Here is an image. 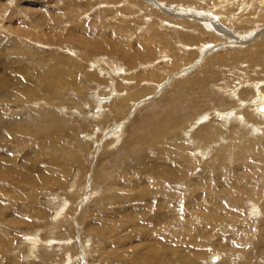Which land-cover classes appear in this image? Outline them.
Here are the masks:
<instances>
[{"label":"rangeland","instance_id":"374dc122","mask_svg":"<svg viewBox=\"0 0 264 264\" xmlns=\"http://www.w3.org/2000/svg\"><path fill=\"white\" fill-rule=\"evenodd\" d=\"M146 1L0 0V46L2 48H0V78H7L8 75L6 74L10 73V66L1 62V60L3 61V53L19 57L25 55L23 51H27L25 47H17L14 44L15 41L21 43L19 46L30 43L33 47L36 46L35 48L47 50L49 53L51 52L52 58L57 60L60 58L75 59V52L78 53L80 59L82 58L80 55L84 57L88 55L92 59H87L86 57L85 60H74L79 62L77 63V71L81 70V78L79 77L80 81L78 80V85H76L78 87L71 86L62 93L64 99L66 98L67 104H57L64 108H59L61 114L72 119V122L76 124L75 128L79 129L78 134L76 130L67 131L71 138L64 135L59 136L60 145L66 147V150L68 147L69 150L62 155L63 157L57 153L56 158L58 159L56 161L58 162L47 165L48 169H51L50 172L52 173L50 175L52 176L60 167L61 171L57 172L58 175L56 174V176L60 177L61 174V178L57 177V183L51 185L27 186L28 190L25 188L26 186L20 188L22 190H20V194L23 193L22 195L26 197L24 204L32 208L30 213H27V209L23 210L20 208L2 210L4 214H7L6 216L16 212L27 217V219L30 218L33 222H24L23 225L18 223L20 225L13 226L0 217V264H65L66 261L70 260V264H136L134 261H137L138 257H141L146 263L166 264V262L156 263L154 257H148L150 255L153 256L152 251L156 247L155 241L167 244L171 238L173 246L180 244L177 247L185 250L183 245L187 237L184 232V226L188 224L187 221H192L203 232L202 234H196L194 237L196 239L195 244L192 245L194 249L198 246L203 250L202 257L198 263L264 264V186L260 181V178H264V145H251L248 148L250 152L244 149V153L248 152L250 154H240L243 150L239 152L236 143V138L239 136H230L224 143H221L222 146L217 145L218 147L221 146L220 156L214 151L211 157L205 156L203 160L198 154L200 150L197 149V153L195 152L194 156L198 161L191 160L196 163L199 161H204L205 163L201 164L199 162L198 167L194 170L192 163L185 158L189 157L190 154L186 153L184 149L181 153L173 146L184 142L194 146L198 145V143L193 144L196 141L193 135H197L201 130L200 127L207 123L205 118H209V116L199 119L206 108H210L209 112L212 116L216 112L214 108L217 107V111L221 110V113L223 111L224 113L229 112V117L232 116L233 110H242L241 103L239 104L237 101L230 99V96H232L231 90L234 88L238 90V93L240 92L239 96L242 103L246 104L249 102L251 104L250 107L253 102L259 100V94L253 88V84L259 86L263 93L264 58L262 59V56L264 52L260 53L261 60L247 62L243 59V61L238 62L236 59L240 56L239 53H241L242 49L243 51L249 48L254 49V46L250 47V43L247 44L250 42L248 38L250 37V31L262 32L264 30V3L262 2L264 0H247V7L245 6L247 9H243L242 5L239 6V9L236 6L231 8L230 6L232 5L226 6L225 0H199L202 3L204 2L203 5L206 3L205 6H209V8L211 7L209 4L211 3L212 5L214 3V7L212 6L214 10H218L222 6V11L216 13L217 15L222 14L223 19H219L221 22H218L217 18L215 20L209 19V22L214 21V24L217 23L218 26H220V23H224L228 30L230 29L229 33L236 38H241L243 45L236 43L235 38H225L218 35L217 32H213L215 36H210L212 31L203 25V27L192 29L190 32L196 33L198 38H201L199 42L188 39V45L184 44L177 47L172 46L173 43L170 44L167 39L165 42L163 38L167 33L169 35H175L176 32L181 34V26L184 27V25L176 24V27H174V24L169 21L170 17L159 9L158 4V2H165L168 5V2L173 3V0H154L157 5H151ZM177 1L180 2H174L172 6L182 4V9L183 6L184 9L187 7L183 2L181 3L182 0ZM187 1L189 6H191L188 11L192 10L193 7L201 9L199 10L201 11L200 17L203 18L205 16L202 13L206 10L197 4V0ZM208 13L209 10L205 12L206 15ZM227 13H233L234 20L230 17L229 19H224L228 17L226 16ZM187 17L188 15H181L179 22H189ZM205 17L207 18L208 16ZM159 19L163 22L161 25L163 27L156 25V21H159ZM243 19L244 21L250 19V25L255 27L250 30L249 24L244 25L242 23ZM229 20H232L234 24L230 26ZM60 23L62 24L59 25ZM245 27L249 28L243 29ZM194 30L195 32H193ZM204 31L207 33H204ZM215 31H218V29L215 28ZM38 32L43 36L42 38H38ZM200 34L202 36H199ZM31 36H35L36 39L32 40ZM39 39L41 40L38 44L36 41ZM85 39L91 40L95 45H101L102 48L100 49L101 46L94 48L91 45L78 44V42H82L80 40L85 41ZM41 43L44 44L41 45ZM70 49L75 51L73 52ZM198 49H201L200 53H198ZM1 50H4V52H1ZM20 50H23L22 53ZM29 56L31 55L29 54ZM39 56H42V54L35 57ZM96 60H102L100 64L104 67L103 73L107 75L109 74L107 71L110 70L119 71L115 73V76H119V73L122 72L119 81L124 84L125 90L128 92H134L139 87L143 88V86L149 87L148 90L140 88V96H134L137 100H131L132 102L128 103L127 107L130 104L128 111L127 109L122 111L124 110L122 108L119 118L116 117L115 119V116L110 115L109 112L110 107L112 109L117 107L115 102L112 101V97H118L122 92L114 91L106 85V82H104L107 78L106 74L101 77L96 75L92 80L90 77L92 75L90 74L92 72L96 74L95 72L98 71L94 69V61L96 62ZM197 61L199 63H196ZM82 62L84 66L87 62L89 63L86 64L85 69ZM26 63L28 65V62ZM90 63L92 64L90 65ZM209 63L213 64L208 65ZM32 65L34 66V64ZM56 66L60 74L61 68L58 62H56ZM116 66L118 69H116ZM93 69L96 71H93ZM210 70L213 77H210L207 85L199 86L198 84L188 83L181 85L182 82L189 80L192 76H197L198 73L208 72L210 74ZM71 71L73 70L69 72ZM153 71L161 73L160 78H154L155 74ZM140 74H145L144 78ZM146 76L148 78H145ZM249 78L251 81L250 87L246 84ZM85 79L87 82L84 83ZM134 84L137 88L133 87ZM179 86L181 94L184 93L178 95L182 98L183 104L175 101V95L180 93L177 91ZM190 93H193V95ZM98 94L104 101H107L106 99L109 96L111 97L107 104L104 102L106 107L103 112V115L110 119L103 120L101 125L92 122V115L90 114H98L101 111L99 108L101 104L98 103L100 99L92 100L93 96H98ZM76 95L78 96L76 97ZM81 95L82 97H80ZM38 101L35 98L34 101L29 102L30 105H28L29 103H24L23 108L39 107L43 103ZM75 102L82 105L72 111H67L66 106L75 107ZM33 105H36V107ZM105 110L109 111L105 112ZM180 115H186V119L183 122L182 132L184 133L180 132V135L175 133L173 136L162 134L161 130H163L162 125L164 124L161 122L167 123V117L178 118ZM210 122L211 124L217 122V128L223 127L219 119L212 118ZM120 125L123 128L122 130H120ZM259 125L261 124L254 126L257 127ZM83 126L86 131L80 130ZM115 128L119 129L120 140L118 139L116 143L109 145L111 140H113L111 136H113ZM230 128L237 130L236 135L242 131V128L237 127V124L233 122L230 124ZM247 133L248 130L241 135V138L250 139L251 135L249 136ZM91 134L94 136L93 140H89ZM263 136L257 134L251 138L258 139L257 142H259ZM201 138L204 140L203 137ZM165 143L167 144L165 145ZM209 144L210 142L207 140L203 150H208ZM133 145H154L155 148L152 149L150 158L146 161H141L140 158L129 157L130 151L135 150ZM19 148H17V151L19 150L17 154H12L20 160L19 163L14 165L16 168L21 165L22 158L27 155V149ZM162 148L164 149L161 150ZM73 149L76 151L74 152ZM251 152L253 157H251ZM71 156L81 159H72L73 157ZM33 162L34 166L44 165V162L40 159H33ZM22 169L27 172L24 167ZM126 170H131L132 174L128 176L124 172ZM187 170H190V173ZM32 173V178L35 177L38 180L41 177L38 173H34L35 175ZM211 174L215 175L214 182L209 179L208 183H213L215 187L221 186L224 178H230L229 182L234 180L241 183L243 181L245 185L250 177V189L254 187L253 181H256L257 186H255L260 189L259 195L255 199H251L249 194L243 195L239 191H231L224 194L215 191L206 192L205 188L199 185L190 187L189 192H186L183 184L174 185L175 182L180 180L181 176L189 180L191 184H198L201 175ZM168 177L173 183L170 189L179 197V204L171 205L168 209V214L171 216L170 219H167L168 221L164 219L153 225L143 224L150 215L139 210L142 209L139 194L145 191L144 187L151 180H165ZM93 179H97L98 183L95 185L100 184V186L94 187L95 182H93ZM142 179L147 180V182L141 184L140 180ZM127 180L133 185L131 188H128V185L122 188L120 185L126 183ZM117 182L122 183L117 185ZM133 182H136L137 185ZM73 183H77L79 187H72ZM93 187H98V189L92 195ZM193 190L201 193L197 198L191 199L189 195ZM105 191L111 192L117 197L110 199L111 201L104 199V202L108 204L98 205L99 199L106 195L107 192ZM126 193L132 196L127 198L128 200L124 196ZM141 195L143 198L153 197L155 196V189L150 193L146 192ZM88 197L90 199L86 201ZM215 198H218L216 200L220 202L223 200L221 202L223 205L214 204L212 200L215 201ZM3 199L4 197L0 196V201H3ZM188 199H191V203L186 207H182L181 205ZM67 202L71 203L69 207ZM252 202L256 204L255 206L260 207L262 214L259 213L258 216L250 214ZM61 207L69 210L64 212L69 220L68 224H64L66 225L64 227L58 218ZM201 215H203V218H200ZM162 217L164 216L162 215ZM56 222H60L58 224H62V227ZM55 224H57V227L59 226V229L63 230L65 228V230L60 232L59 229H52ZM90 224H93L92 229L88 228ZM181 226L183 228L176 231ZM101 232L102 235L107 234V236L102 237ZM63 235L64 238H60ZM156 237L160 238L156 239ZM64 240H68L66 246L62 243ZM86 240H89L87 245H85ZM225 241L232 243L233 246ZM83 247L86 253L83 251ZM235 250H238V252ZM155 253H157V250H155ZM213 257L218 259L213 260ZM127 258H129V262H127ZM171 259L172 255L169 257V260ZM246 260H249V262Z\"/></svg>","mask_w":264,"mask_h":264},{"label":"bare ground","instance_id":"6f19581e","mask_svg":"<svg viewBox=\"0 0 264 264\" xmlns=\"http://www.w3.org/2000/svg\"><path fill=\"white\" fill-rule=\"evenodd\" d=\"M225 1H226L225 2L226 6L227 5L228 6L232 5V6H230L231 8H234L236 6L239 9V6L242 5L243 9H247L246 8L247 7V0H225ZM146 2L150 3L151 5H155L156 4V2L154 0H147ZM174 2H178L179 3L180 1L173 0V3L169 1L168 5L165 4V2L164 3H159L158 2L159 7H160L159 9H161L162 12L165 15H168L170 17L169 21L174 24V27H176V24L184 25V27L181 26V28H182V30H181L182 33L181 34L176 32L175 35H169V33H167L166 36L163 38L165 42H166V39H167L170 44L173 43L172 46L174 45L176 47L179 46V45L181 46V45L187 44L188 39H193L196 42H199L201 38H198V35L196 33H190V32H191L192 29H198V28L203 27V25H204V27H206L208 30L212 31V33H210V36H215L213 34V32L214 33L217 32V34L221 35L222 37L235 38L236 43H240V44L243 45V42L240 40L241 38L240 39L236 38L231 33H229L230 29L228 30V27L226 25H224V23H222V24L220 23V26H218L217 23L214 24V21L213 22H209V19L210 20L211 19L215 20L216 18H217V20L223 19L221 13L218 14V15L216 14L217 12L222 11L221 10L222 6L219 7L218 10H214L212 8L214 3L212 5L210 3L209 5L211 7L209 8V6H205L206 3L203 5L204 2L202 3V1L200 2L199 0H197L196 2H197V4L200 7H204L206 11L209 10V13L207 15L205 14L206 11H204V13H202L203 15L208 16L207 17L208 19L205 16H204L205 18L203 17L204 18L203 19V18L200 17L201 11H199V10H201V9H196V8L193 7L192 10L190 9V11H188L189 10L188 8L191 7V6H189V3H188L187 0H182L181 1V3L183 2V4L187 6V7H185V9H184V6H183V9H182V4L178 5V4L175 3L177 6H172L174 4ZM262 2L264 3V1H262ZM215 9H217V8H215ZM226 11L229 12L228 10H226ZM212 12H214V13H212ZM181 15H185V16L188 15L187 18H189L188 19L189 22L180 23L179 20H181L180 19ZM219 16H220V18H218ZM226 16H228V17H226ZM226 16H225L226 18H224V19H229V17H230V18H232L234 20V18H233L234 14L233 13H229V14L227 13ZM210 17H212V18H210ZM187 18H185V19H187ZM249 20L244 21V19H243L242 23L244 25H247V24L250 25V21L251 20L250 21ZM218 22H221V21L219 20ZM225 22H228V21H225ZM232 22L233 21L231 20L230 23H229L230 26H231V24H234ZM62 23H64V22H62ZM62 23H60L59 25H61ZM162 23L163 22H161L160 19H159V21L158 20L156 21V25L157 26H161ZM235 25H236V23H235ZM161 27H163V26H161ZM249 27H250V30H251V28H254L255 26L252 27V25H250ZM249 27H245L243 29H247ZM153 28H154V26H153ZM215 28L218 29V31H215ZM37 30H39V28H37ZM37 30H35V31H37ZM193 32H195V30ZM196 32H197V30H196ZM244 32H245V30H244ZM204 33H207V32L204 31ZM249 34H250V37H248V38L250 39V42L247 41L248 42L247 44L250 43V47L254 46V49L252 50V49L249 48V49L244 50V51L242 49L241 53H239L240 56L237 57V59H236L238 62L243 61V59H244V61H247V62H250L251 60H261L260 53L264 52V30L262 32L250 31ZM38 35H39L38 38H42L43 37L42 35H40L39 32H38ZM199 36H202V34H200ZM30 38L32 40L36 39L35 36H31ZM40 40L41 39H39L36 42L39 44ZM80 41H82L80 43L78 42V44H80V45H83V44L91 45L94 48H97V47L101 46V45H95L94 43L91 42V40H86L85 39V41H83V40H80ZM14 44L17 47H21V48L25 47V50L27 49V51L24 52L23 50H20L21 53L23 51V53H25V55H22V56H19V57L10 56V54L5 55L3 53V55H2L3 56V61L1 60V62L3 64L10 66V73L6 74V75H8L7 78H0V196L4 197L3 201H0V204H1V206H0V217H1L2 220L7 221L11 225L17 226L18 223L23 225L24 222L25 223H32L33 221L30 218L27 219V217L20 215L19 213L17 214L16 212H15V214H9L8 216H6L7 214H4L2 210L3 209L8 210V209L20 208V209H23V210L27 209V211H28L27 213L31 212L32 208L28 207V206H26L24 204V200L26 199V197L24 195H22L23 193L20 194V190H21L20 188L22 186H26L25 188L27 189V186L38 187V186L51 185V184L57 183V177L59 179L61 178V174H60V177L56 176L57 172L61 171L60 167H59L60 169L58 168L56 170V172L52 176V175H50V173H52V172H50L51 169H48L47 165L48 164L52 165L55 162H58V161H56L58 159V158H56V156L58 154H60L62 156V155H64L67 152V150H69L68 147H67V150H66V147L60 145L61 142H60L59 136L60 135H64L65 137L71 138V136L67 133V131H69V130L75 131L76 130V132L78 134L79 129L75 128L76 124H75V122H72V119H70L68 116H65V115L61 114L60 109H64V108H61L57 104H67V101L65 100L66 98L64 99V97L62 96V93L65 92V90L68 89L69 87L78 85L77 82L79 80L80 71L81 70L77 71V67H78L77 63H79V62H75L74 60L77 59L79 61V60H85L86 57H87V59L88 58L91 59V58L88 55L86 57H84L83 55H80V57L82 56V58L80 59L78 53L75 52L77 54V55L74 54L76 56L75 59L72 58L71 60H68V59L60 58V59L57 60L55 58H52V55L50 54L51 52L49 53L47 50L35 48L36 46L33 47V45H30V43L27 44V45L26 44H22V46H19V45H21V43L15 41ZM42 44H44V43H41V45ZM247 47H248V45H247ZM0 48H1V46H0ZM101 48H102V46L100 47V49ZM14 49H15V47H14ZM78 49H80V48H78ZM70 50L73 51L72 49H70ZM11 51H12V49H11ZM153 51H155V50H153ZM198 51H199L198 53H200L201 49H198ZM1 52H4V50H1ZM17 52L19 53V51H17ZM8 53H10V52H8ZM29 54L31 56H29ZM40 54H42V56L35 57V56L40 55ZM16 55H19V54H16ZM200 58H201V56H200ZM200 58H199V61H200ZM263 58H264V55L262 56V59ZM199 61H197L196 63H199ZM26 62H28V65H27ZM56 62H58L59 66L61 68V73L60 74L58 72V68L56 66ZM83 62H86V61H83ZM83 62H82V64H83ZM101 62H102V60H96V62L94 61V63H95L94 64V69H97L98 73L97 72H95L96 74H94V72H92V74L89 73L90 75H92V76H90L92 78V80H93V78H95L96 75L100 76V77L101 76H105L103 74H106V73H103L104 67L101 66V64H100ZM92 63H90V65ZM15 64H16V66H15ZM32 64H34V66ZM86 64H85V66H86ZM192 64H194V63H192ZM212 64L213 63H209L208 65H212ZM85 66L83 64V68ZM172 67H174V66H172ZM202 67H204V66H202ZM94 69H93V71H96ZM116 69H118L117 66H116ZM207 69H210V68H207ZM70 70H73V71L69 72ZM113 70H115V69H113ZM148 71H147V73H149ZM107 72H109V74L108 75L106 74L107 78L104 81V82H106V85L111 87L114 91L116 90L117 92H122L120 95H118V97L117 96H115L114 98L112 97V99H113L112 101L115 102V105H117V107L116 108L114 107L115 109H112L110 107V112L109 113H110V115H114L115 119H116V117L119 118V116H121L122 108L124 109L122 111H125L126 109L128 111L129 108H130V104L127 107L128 103H130L131 100H133V101L137 100L136 98H134V96H136V97H137V95L140 96V92L139 91H140L141 87H139L134 92H128L127 90H125L126 88H125L124 84H122L121 81H119V77L121 76L122 72L119 73V76H117V75L115 76V73L119 72L118 70L116 72L115 71H111V70L107 71ZM153 72L155 74L154 78H156V77L160 78V74L161 73H157V71H153ZM209 72H210V74H208V72H203V73H200V74L198 73L197 76H195V77L192 76L189 80L182 82L181 85L182 84L184 85V83H188V84H193V85L198 84L199 86L200 85L205 86V84L207 85L208 82L210 81V77H213V74L211 73V70ZM147 73H145V74L147 75ZM61 74H64L65 76L61 75ZM145 74H143V75L140 74V76H142V78H144ZM163 74H166V73H163ZM149 75H150V73H149ZM138 76H139V74H138ZM69 77H71V78L68 79ZM145 78H148V77L146 76ZM171 78H173V77H171ZM136 81H138V79H136ZM85 82H87L86 79L84 80V83ZM250 82L251 81H250V78H249V80L246 83V84L249 85V87H250ZM119 83H121V85H119ZM188 84H186V85H188ZM153 85H154V83H153ZM76 87H78V86H76ZM133 87L137 88V86L135 84L133 85ZM253 88H255V90L257 91V94H259V100L253 102V105L251 107H250L251 104L249 102L246 103V104L242 103L241 97L239 96L240 92L238 93L237 89L234 88L233 90H231L232 96H230V99L233 100V101H237L239 104L241 103V106L243 108L242 110H239V111L238 110H233V113H231L232 114L231 117H229V115H230L229 112H228L229 113V115H228V113H224V111H223V113L220 112L221 110L217 111V107L214 108V109H216L215 110L216 112H215V114H213V116L209 112L210 108L209 109L206 108L204 110L203 115H201L199 117V119L207 117V116H209V118H205L206 119L205 121L207 123L205 125H203L202 127H200L201 130L199 129L200 131L198 132V134L197 135H193L194 139L196 140V141L193 142V144H197L198 143L197 146L191 145V144H189L187 142H184V141H183L184 143L180 144V145L171 144V145L175 146V148L178 149L181 153H182V151L184 149V151L186 153L190 154L189 157H185V158L192 163V166H194L193 170L196 167H198L199 162H200L199 161L198 163H196L193 160H191V159H194V160L198 161L197 158L194 156V154H195L197 149L200 150V152H198V154L201 157V159H203V160L205 159V156L206 157L207 156L211 157L213 155L214 151H216V154L218 156H220V154H221V152H220L221 148L220 147L222 146L221 143H224L226 141V139H228V137H230V136H234V137L235 136H239L238 138H236L237 139L236 143L238 145L237 149L239 150V152L241 150H243L242 152H240V154H250L248 152L244 153V149H247V151L250 152V150L248 148H250L251 145L252 146H255L257 144L264 145V136L262 138H260L261 140L259 142H257L258 139H252L251 138L253 135L255 136L257 134H259L261 136L264 135V132H263L264 131V111L259 110L260 106L263 105V107H264V91L262 93L261 90H260L261 88H259V86L254 85V84H253ZM141 89H143V90L147 89L148 90L149 87L143 86V88H141ZM177 91L180 92V93H178V94L176 93L177 95H175L176 96L175 97V101L178 102V103H182V98L180 96H178V95H182L184 93L181 94L180 86H179ZM183 92H184V90H183ZM71 94H73V93L71 92ZM190 94L193 95V93H190ZM203 94H205V93H203ZM115 95H116V93H115ZM77 96L78 95H76V97ZM80 97H82V95ZM35 98H37L39 100L38 101L39 103L41 102L43 104L39 105V107H36V105H33L36 108H31V107H29L31 109H24L23 108V104L24 103L32 102V101H34ZM110 98L111 97L109 96V98L106 99L107 101H104V100H102V98H100L99 94H98V96L97 95L93 96V98H92L93 101H94V99H96V100L100 99L98 101V103L101 104V107H99L100 110H101L100 111L101 113L100 112L98 114L90 113L92 115V120H93L92 122L98 123L99 125H101L103 120L110 119L108 117L106 118L105 115H103L104 114L103 113L104 109L106 107L104 102L107 104L109 102ZM73 100H71V101H73ZM87 100H89V99H87ZM227 102H228V99H227ZM8 104H11V105H8ZM92 104H94V103H92ZM92 104H91V106H92ZM28 105H30V103ZM81 105L76 103L75 107L66 106V108H67V111H72L74 108H76L78 106H81ZM111 105H113V104H111ZM57 106H58V108H56ZM108 108H109V106H108ZM251 109H252V111H251ZM181 110H182V108H181ZM106 111L107 110H105V112ZM83 116H85V115H83ZM182 116L183 115H180L178 118H169V117H167L166 118V119H168L167 123L162 121L161 123L164 124V125H162V127H163L162 129L163 130H161V133L165 134V135H168V136L169 135L173 136L175 133L179 134L180 132H182L183 131V125H184L183 122L186 119V115L183 116V117ZM217 117H219V118H217ZM212 118L219 119L223 127L220 126V127H218L219 128L218 129L217 128V125H218L217 122L215 124H211L210 120ZM128 119H130V118H128ZM196 122H197V120H196ZM212 122H213V120H212ZM232 122L236 123L237 127L242 128V131H240V133L237 132L238 133L237 135H236V131L237 130L236 129L232 130V128H230V124ZM253 124L254 125L261 124V125L255 127ZM121 125H120V128L122 127ZM193 126L195 127V125H193ZM122 129L123 128H121L120 130H122ZM80 130L86 131L84 126L81 127ZM247 130H248L247 134L249 136L251 135L250 139H244L243 137L241 138V135L244 134V132L247 131ZM250 130L252 131L251 133H250ZM118 131H119V129H116L113 132V136H111V138L113 140H111L109 145H112V144L116 143L117 140L119 139L120 132H118ZM196 131H197V129H196ZM76 132H74V133H76ZM145 132H146V130H145ZM202 132H203V134H201ZM143 133H144V131H143ZM182 133H184V132H182ZM186 134H188V133H186ZM64 136H63V138H64ZM201 137H203L204 140ZM187 138H189V137H187ZM93 139H94V136L91 134V136L89 137V140H93ZM67 140H68V138H67ZM207 140H209V142H210L209 149L208 150H203L204 146H206L205 144H206ZM175 141H176V139H175ZM158 142H160V141H158ZM189 142H190V140H189ZM107 143H108V141H107ZM166 144L167 143H165V145ZM34 145H37V146H34ZM217 145H221V146L218 147ZM226 145H227V143H226ZM113 146H115V145H113ZM223 146H225V145L223 144ZM18 147H20V148L23 147V148L27 149V152H26L27 155L24 158H22L21 165L16 168V166H14V165L19 163L20 160H18L17 156L12 155V154H17L19 152V150L17 151ZM133 147H134L135 150L130 151V153H129L130 156L129 157L132 156L134 158H138V159L140 158L141 161H146L148 158H150L149 157L150 153H151L152 149L155 148L154 145H133ZM163 149L164 148H162L161 150H163ZM211 149H213V151H211ZM75 151L76 150H74V152ZM68 152L72 153L71 151H68ZM252 154L253 153L251 152V155ZM71 157H73L72 159H81V158L75 157V156H71ZM251 157H253V155ZM33 159L42 160L44 162V165L41 166V164H40V165H35L34 166L33 165V163H34ZM73 161L75 162V160H73ZM128 162H129V160H128ZM200 163L203 164L205 162L203 161V162H200ZM61 166H62V164H61ZM22 167H24V169H26L27 172H24ZM189 167L192 169V167L190 165H189ZM53 168H55V167H53ZM220 168H221V166H220ZM32 172L38 173L41 177L39 176L40 178L38 180L35 177L32 178L31 177V173ZM124 172L128 176H130L132 174L131 170H126ZM187 172L190 173V170H187ZM258 172H260V171H258ZM34 173H32V174H34ZM262 173H263V171H262ZM184 176L186 177V175H184ZM214 176H215L214 174L201 175L200 181H199L200 184L199 183L198 184H196V183L195 184H191V182L189 180H187L186 178L181 176L180 180L175 182L174 185L175 184H183L184 187L186 188V192H189V188L190 187L195 186V185H199L200 187H204L206 192L215 191V192H219L220 194L221 193L224 194V193H228V192H231V191H234V192L239 191L243 195L244 194H249L251 199H255L257 197V195H259L260 189L256 187L257 186L256 185V181H253L252 184L254 185V187L252 189H250V177H249V179H247L245 185L243 184V181L241 183H238V182H236L234 180L229 182L230 178H224L223 177L224 178V182H221V186L215 187L213 185V183L212 184L208 183L209 179L214 182ZM94 180H96V181H94ZM258 180H259V178H258ZM260 181H261V183L264 186V178H262V179L260 178ZM93 182H95L94 183V187L95 186H100V184L99 185H95V184L98 183L97 179H93ZM146 182H147V180H144V179L140 180L141 184L142 183H146ZM121 183L117 182V185H120ZM133 183L135 185H137L136 182H133ZM172 184L173 183H171L170 177H168L165 180L164 179L151 180V182L148 183L144 187L145 191L143 193L139 194V199L141 200V204H142V209H139V210L144 211L145 213L149 214L150 216L143 222V224H145V225H153V224H155L157 222L163 221L164 219H165V221H168L167 219L171 218V216L168 214L169 213L168 209L170 208L171 205H178L179 204V197L177 195H175L170 189V186ZM127 185H128V188H131V186L133 184L128 182V180H127L126 183H123L120 186L123 188V187H126ZM77 186H78L77 183H73L72 184V187H77ZM94 187L92 188L93 189L92 195L95 193V190L98 189V187L97 188H94ZM153 189H155V196L149 197V198H143L142 197L141 194H144L146 192L150 193V192L153 191ZM90 191H91V187H90ZM105 192H107V191H105ZM200 193H201L200 191H194L193 190L192 192H190L189 198H191V199L197 198L200 195ZM212 194H213V192H212ZM124 196H125L126 199L132 197L129 193L124 194ZM115 197H117V195H114L111 192H107L104 197L99 199L97 204L103 206L105 204H108V203L104 202V199H106V200L109 199V201H111L110 199L115 198ZM89 199L90 198L88 197V199L86 201H88ZM191 199H188V200L184 201V203L181 206L182 207H186L189 203H191ZM216 199H218V198H215V201L212 200V202L214 204L217 203V204H220L222 206L223 203H221V202H223V200L220 202L219 200H216ZM68 202H70V201H68ZM68 202H67V206L69 207V204H71V203H68ZM136 203H138V202H136ZM224 205H225V203H224ZM255 205L256 204H254L252 202V206L250 208V211H251L250 214L252 216H258L259 213L262 214V211H261L260 207L255 206ZM64 207H65V205H64ZM66 211H69L68 208L61 207V211L58 213V218H59V220H61V223H63V227L66 226L64 224H68V222H69V220L67 219V217L64 214V212H66ZM162 215L164 217H162ZM202 216L203 215H201L200 218H203ZM187 222H188V224L184 226V228H185L184 232H185L186 237H187V240H186V242L183 245L185 247V250H181L179 247H177L180 244L177 245V246L176 245L173 246V242H172L171 238L169 237L170 238V242L167 243V244H162V243H158L157 241H155L156 247L152 251L153 252V256L150 255L148 257H150V258L154 257L156 263L157 262H163V263L166 262V264H182V263L183 264H200V263H198V261L202 257V251L203 250L200 247H198V246H196V248L194 249V248H192V245L195 244L196 239H194V237L196 236V234L197 233L198 234H202L203 232L201 230H199L198 227L196 225H194V223H192V221H187ZM56 223L58 224L60 222H56ZM20 224H18V225H20ZM57 224H55L52 229L58 230L59 226L62 227V224L61 225L58 224L59 225L58 227H57ZM92 226H93V224H90L88 228L92 229ZM182 228L183 227L181 226V227L177 228L176 231L181 230ZM61 230L62 229H59V231L62 232L63 230H65V228L62 231ZM60 232H59V234H60ZM100 234L102 235V232ZM105 236H107V234H103L102 235V237H105ZM60 238H64V235L60 236ZM159 238L160 237H156V239H159ZM30 241H31V239H30ZM67 241L68 240H64L62 243H64L65 246H66L68 244ZM88 241L89 240H86L85 245H87V243H89ZM225 242H227L228 244L232 245V243H229L228 241H225ZM232 246H231V248H233ZM236 248H238V247H236ZM155 250H157V253H155ZM242 250H243V248H242ZM83 251L86 253L84 247H83ZM235 251L238 252V250H235ZM171 255H172V259L169 260V257ZM148 257H145V258H148ZM137 259H138L137 261H134L136 264H152V263H146L141 257H138ZM127 262H129V258H127ZM247 262H249V260ZM70 263H71V260L65 262V264H70ZM214 263H216V262H214ZM250 264H254V263H250Z\"/></svg>","mask_w":264,"mask_h":264},{"label":"water","instance_id":"95a60500","mask_svg":"<svg viewBox=\"0 0 264 264\" xmlns=\"http://www.w3.org/2000/svg\"><path fill=\"white\" fill-rule=\"evenodd\" d=\"M259 110L264 111V107L260 106ZM217 259L216 257H213V260Z\"/></svg>","mask_w":264,"mask_h":264}]
</instances>
